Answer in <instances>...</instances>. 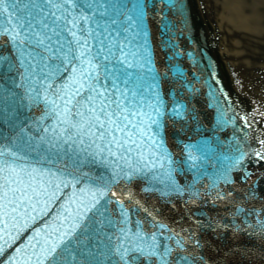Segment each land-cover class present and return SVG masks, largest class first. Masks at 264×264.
<instances>
[{"label":"water","instance_id":"95a60500","mask_svg":"<svg viewBox=\"0 0 264 264\" xmlns=\"http://www.w3.org/2000/svg\"><path fill=\"white\" fill-rule=\"evenodd\" d=\"M134 2L127 0L125 13ZM141 2L146 37L137 34L139 27L132 28L131 43L125 47L135 51L147 40L166 102L161 135L175 162L173 179L182 191L162 194L163 184L150 183L153 173L163 171L143 168L156 163L150 155L141 164L143 171L130 177L125 175L130 172L126 161L96 148L77 155L65 145L45 159L40 137L52 134L41 128H51L55 121L38 124L43 105L21 100L23 89L0 82V149L6 153L0 157V195L6 179H23L38 190L60 184L55 198H36L42 202L35 211L22 205L13 212L16 205L5 209L0 200V264H48L47 250L92 215L88 208L101 192L106 193L101 204L110 201L106 215L117 221V229L124 226L119 223L122 204L128 227L135 230L140 221L145 233L163 232L158 238L173 248L180 240L192 264H264V94L236 83L240 68L232 67L221 49L223 34L213 22L208 0ZM111 39L123 41L124 36L113 32ZM7 42L6 35L0 36V44ZM174 101L184 106L180 117L169 114ZM29 137L37 151L24 143ZM132 164L135 169V157ZM159 224L166 228L156 227ZM106 231L112 234L107 228L98 231L87 241V251H76L72 264H107Z\"/></svg>","mask_w":264,"mask_h":264},{"label":"snow or ice","instance_id":"6c2138e0","mask_svg":"<svg viewBox=\"0 0 264 264\" xmlns=\"http://www.w3.org/2000/svg\"><path fill=\"white\" fill-rule=\"evenodd\" d=\"M127 8V0H0V36L8 37L7 44H0V82H10L13 89H23L18 94L21 100L43 105L38 124L55 121L51 128H41L44 133L52 134L40 137L45 159H50L48 154L52 150L59 154L65 145L77 155L96 148L126 161L130 172L125 175L129 177L143 168H148V172L157 167L163 169L152 174L150 183L163 184L162 194L180 192L172 176L175 169L171 166L175 162L161 135L166 102L159 90V76L152 66L147 40L135 51L125 47L131 43L128 32L132 28L139 27L137 34L146 37L142 26L144 5L141 0H135L125 13ZM113 32L117 37L123 34L124 40L113 41ZM8 94L17 95L12 91ZM183 108L179 101H174L169 114L180 117ZM24 143L31 151H37L30 137ZM185 147L191 151L189 146ZM5 155L0 149V157ZM149 155L156 163L151 167L143 164L141 168ZM165 162L169 165L167 169ZM148 172L143 175L147 177ZM48 188L54 191L49 193ZM59 189V183L42 185L38 190L23 179H6L0 200L5 201L2 205L5 209L9 204L16 205L11 209L13 212L22 205L35 211L42 202L36 198H55ZM9 194L12 199H8ZM92 195L95 197L96 193ZM105 195L100 193V199H95L88 208L92 215L65 234L67 239L61 236L59 243L47 250L48 264H72L76 261V251H87V241L105 228L112 233H104L109 241L107 264H141V261L192 264V259L183 254L180 240H175L173 248L158 238L163 232L145 233L140 221H136L135 230L128 227L127 209L122 204L119 223L124 226L117 229V221L106 215L110 201L101 204ZM156 227L164 229L166 225ZM165 239L172 240L174 236Z\"/></svg>","mask_w":264,"mask_h":264},{"label":"bare ground","instance_id":"6f19581e","mask_svg":"<svg viewBox=\"0 0 264 264\" xmlns=\"http://www.w3.org/2000/svg\"><path fill=\"white\" fill-rule=\"evenodd\" d=\"M231 1L233 4L217 0L218 5L208 0L223 34L221 49L233 52L240 64L236 83L242 89L264 94V0H252L254 6L243 0Z\"/></svg>","mask_w":264,"mask_h":264},{"label":"rangeland","instance_id":"374dc122","mask_svg":"<svg viewBox=\"0 0 264 264\" xmlns=\"http://www.w3.org/2000/svg\"><path fill=\"white\" fill-rule=\"evenodd\" d=\"M214 4H218L217 0H211ZM231 4H233V1L231 0H228ZM237 1V0H236ZM248 6H249V2L250 4L252 3V6H254V1L252 2V0H243ZM219 5V4H218ZM210 10H211V6H210ZM213 11V9H212ZM213 19L216 20L217 24L219 25L218 21H217V18H216V15L214 14V11L213 13H211ZM216 25V23H214ZM225 56L227 57L228 59V62L231 64L232 67L236 66L237 69L240 67V64L239 62L236 60V58H233L234 53L231 52L230 50H225ZM244 66L241 67V69H243ZM263 93V92H262Z\"/></svg>","mask_w":264,"mask_h":264}]
</instances>
